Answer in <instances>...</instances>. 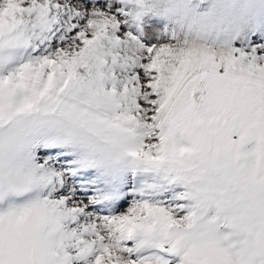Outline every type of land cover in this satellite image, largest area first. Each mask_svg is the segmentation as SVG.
I'll use <instances>...</instances> for the list:
<instances>
[{
    "label": "snow or ice",
    "instance_id": "obj_1",
    "mask_svg": "<svg viewBox=\"0 0 264 264\" xmlns=\"http://www.w3.org/2000/svg\"><path fill=\"white\" fill-rule=\"evenodd\" d=\"M158 12L0 0V264H264V52L197 48ZM238 12L166 18L210 35Z\"/></svg>",
    "mask_w": 264,
    "mask_h": 264
},
{
    "label": "rangeland",
    "instance_id": "obj_2",
    "mask_svg": "<svg viewBox=\"0 0 264 264\" xmlns=\"http://www.w3.org/2000/svg\"><path fill=\"white\" fill-rule=\"evenodd\" d=\"M159 12L155 18L159 19L165 28H175L181 39L187 38L190 45L216 54H231L234 52H251L257 50L258 54L264 52V44H253V38L264 40V0H237L239 12L231 23L222 29L210 34L202 35L189 31L183 23L166 18L169 5L173 0H155ZM38 157L33 153L29 157H18L10 163L17 168L34 167Z\"/></svg>",
    "mask_w": 264,
    "mask_h": 264
}]
</instances>
